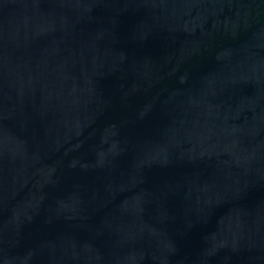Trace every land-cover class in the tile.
<instances>
[{"label": "water", "instance_id": "water-1", "mask_svg": "<svg viewBox=\"0 0 264 264\" xmlns=\"http://www.w3.org/2000/svg\"><path fill=\"white\" fill-rule=\"evenodd\" d=\"M0 264H264V0H0Z\"/></svg>", "mask_w": 264, "mask_h": 264}]
</instances>
